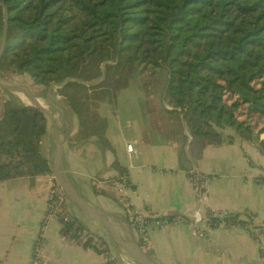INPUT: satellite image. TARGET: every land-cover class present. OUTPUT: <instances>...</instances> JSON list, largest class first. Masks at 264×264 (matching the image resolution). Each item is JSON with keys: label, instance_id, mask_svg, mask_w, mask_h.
I'll list each match as a JSON object with an SVG mask.
<instances>
[{"label": "trees", "instance_id": "1", "mask_svg": "<svg viewBox=\"0 0 264 264\" xmlns=\"http://www.w3.org/2000/svg\"><path fill=\"white\" fill-rule=\"evenodd\" d=\"M5 24L0 78L19 73L36 86L60 87L57 94L80 117L82 130L91 118L103 145L104 121L94 106L82 118L72 96H120L133 84L142 112L148 100L157 99L174 119L182 156L185 132L190 150L199 153L233 144L226 130L264 150V0H0V43ZM46 131L47 121L35 107L5 103L0 184L51 174L41 154ZM114 201L124 207L122 198ZM61 223L65 236L85 231L72 217ZM221 224L210 216L212 229Z\"/></svg>", "mask_w": 264, "mask_h": 264}, {"label": "crops", "instance_id": "2", "mask_svg": "<svg viewBox=\"0 0 264 264\" xmlns=\"http://www.w3.org/2000/svg\"><path fill=\"white\" fill-rule=\"evenodd\" d=\"M13 88L25 89L33 96L13 94ZM43 89L28 78L27 84L0 90L11 93L4 99L0 95V119L6 102L46 113L41 154L51 169L49 176L33 182L19 179L0 184V264L30 263L32 245L45 215V200L54 187L64 197L67 213L90 237L105 245L110 264H263L254 235L264 224V179L262 183L252 180L264 177V150L259 152L235 133L233 144L209 146L199 153L198 149L190 150L191 140L185 132L188 143L182 156L174 138L175 121L161 110L157 99L148 101L156 104L154 112H142V127L127 122L129 133L123 120L110 123L98 114L107 127L105 148L94 125L85 124L87 128L82 130L80 117L57 94L60 87ZM134 141L140 157L129 160L127 145ZM123 171L130 187L120 193L112 187ZM191 173L212 177L204 203ZM92 179L110 182L112 187L107 185L104 192L95 193ZM119 198L160 217L190 221L197 216L202 220L208 212L231 211L247 224L231 230L212 229L207 240H194L189 225L167 227L150 235L152 249L146 253L130 226L128 211L114 201ZM45 237L47 264H102L96 251L80 246L72 235H63L58 222L50 226Z\"/></svg>", "mask_w": 264, "mask_h": 264}, {"label": "built area", "instance_id": "3", "mask_svg": "<svg viewBox=\"0 0 264 264\" xmlns=\"http://www.w3.org/2000/svg\"><path fill=\"white\" fill-rule=\"evenodd\" d=\"M130 126H133L132 122L129 123ZM137 142L130 143L127 145V156L129 160H133L135 158L140 157V153L136 150ZM150 170H152L150 168ZM261 180V178H259ZM92 189L95 191H103L109 187H112L110 182H104L96 179L90 180ZM192 183L196 186L197 191L199 193L200 202H206V192L210 185V180H208L205 176L201 174L194 175ZM262 183V182H261ZM130 187V183L128 181V177L123 174L120 176L118 182L114 185V189H117L118 192H122L125 189ZM124 208L129 213L130 226L137 233L140 238V245L144 252H151V245L149 241V237L152 233L158 232L164 228L171 226H190L192 229V238L194 240H207L208 239V231L212 230L209 225L210 216H213L215 219L222 222L219 227H224L226 230H231L240 227H231L228 228L226 224L223 223L225 219H236L235 214L232 212H217L210 213L204 219H200L197 216H194L190 221L184 218H174V219H163V217L156 216L147 212L145 209L137 208L133 206L129 201L123 199ZM45 215L41 224L40 232L32 245L31 251V260L29 264H47L45 258V249H46V237L45 233L50 228L53 223H61V219L65 221L69 220L71 217L66 211V202L62 194L57 190L56 187L51 188L48 192V195L45 200ZM66 212L64 217L63 212ZM74 236L75 241L82 247L88 250H94L98 253L101 258L102 264H110V259L108 255H106V247L102 245V243L96 239L91 240V244H87L88 236H86L85 231H81L78 229L77 232L71 233ZM254 240L258 246V250L260 253V258L262 263L264 264V224L262 228L257 231L254 235Z\"/></svg>", "mask_w": 264, "mask_h": 264}, {"label": "rangeland", "instance_id": "4", "mask_svg": "<svg viewBox=\"0 0 264 264\" xmlns=\"http://www.w3.org/2000/svg\"><path fill=\"white\" fill-rule=\"evenodd\" d=\"M15 76H16L15 78L10 79V80L0 78V90L1 91L6 90L8 86H11L13 84L15 86H19L23 82L25 84H27L28 78L25 79L26 77H24V75L16 73ZM45 89H46V87H44L43 90H45ZM10 94L11 93L4 95L3 99L5 98V96H8ZM51 94H52V91H50V95ZM78 94L79 95L75 94L74 96H72V99H73L74 103L77 106H79V110L81 111L80 116L82 118L87 116V112L85 113L86 109L90 106H94L95 107V113L96 114L98 113L101 116H103L104 118L108 119L110 121V123H112L113 120L114 121L120 120V119L123 120L124 124H125V126H124L125 132H128V133L130 132V130L128 129V126H127L128 121H132L133 123H136V125H138L140 127L143 126V124H142L143 115H142V111H141L142 106H141V102H139L138 93H137L135 87L133 86V84H130L129 87L126 90H124L123 94L120 96L103 94V91H98L89 97L85 96L86 92H78ZM14 96H17V95H14ZM18 97L22 101L25 100L23 96H18ZM6 98H8V97H6ZM148 101L150 102V100H148ZM147 102L145 105V107L147 106V109H148L147 114L154 112L156 110V107H154V105H156V104H150L149 102L148 103ZM151 105L153 106V109H151V107H150ZM3 114H4V112H3ZM86 121H87V119H86ZM87 123H88L87 125H93L94 121L87 122ZM97 124H98V127L102 126V124L100 122H97ZM97 129H99V128H97ZM223 135L225 137L236 136L235 132L230 131V130L224 131ZM175 139H177V138H175ZM134 142H136V141H134ZM134 142H132V143H134ZM103 146L106 148L107 145H103ZM225 148H227V147H225ZM206 177L211 182V178L209 176H206ZM263 179H264V177H261V180H259V178H256L252 181L256 182L257 180H259V182L261 183V182H263ZM224 212H227V211H224ZM229 212H231V211H229ZM232 213L235 214L234 212H232ZM235 216H236V219H239L238 215L235 214ZM85 234H86V236L89 237V239H87V242L90 240V244H91V240H93L94 238L90 237V235L87 232H85Z\"/></svg>", "mask_w": 264, "mask_h": 264}, {"label": "water", "instance_id": "5", "mask_svg": "<svg viewBox=\"0 0 264 264\" xmlns=\"http://www.w3.org/2000/svg\"><path fill=\"white\" fill-rule=\"evenodd\" d=\"M6 23H7V21H6ZM6 33H7V27H6V24H5V27H4V30H3V38H2V45H1V49H0V58H1V56H2V53H3V50H4V47H5V42H6ZM22 88H13V94H23V95H25V96H33V94L32 93H30V92H28V91H26L25 89H22ZM7 93H1L0 92V95H6ZM27 96V97H28ZM37 106V105H36ZM42 111V110H41ZM40 112V111H39ZM45 118H46V113L44 112V111H42V113H41ZM46 121H47V119H46Z\"/></svg>", "mask_w": 264, "mask_h": 264}]
</instances>
